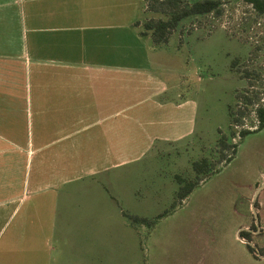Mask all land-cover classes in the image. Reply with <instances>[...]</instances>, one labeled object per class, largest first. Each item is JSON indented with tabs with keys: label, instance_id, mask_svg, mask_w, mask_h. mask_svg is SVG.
<instances>
[{
	"label": "crops",
	"instance_id": "obj_1",
	"mask_svg": "<svg viewBox=\"0 0 264 264\" xmlns=\"http://www.w3.org/2000/svg\"><path fill=\"white\" fill-rule=\"evenodd\" d=\"M146 15V0H0V264H65L59 200L193 131Z\"/></svg>",
	"mask_w": 264,
	"mask_h": 264
},
{
	"label": "rangeland",
	"instance_id": "obj_2",
	"mask_svg": "<svg viewBox=\"0 0 264 264\" xmlns=\"http://www.w3.org/2000/svg\"><path fill=\"white\" fill-rule=\"evenodd\" d=\"M221 2L220 15L187 18L157 48L169 96L194 102L193 131L157 142L110 180L100 175L103 186L89 182L60 199L53 262L264 264V127L240 136L259 127L264 102V13L248 0ZM243 94L255 102L247 106ZM230 108L237 117L244 112L231 127ZM16 121L27 129V118ZM223 135L238 143L228 162L233 149L222 148ZM204 158L208 170L197 172Z\"/></svg>",
	"mask_w": 264,
	"mask_h": 264
},
{
	"label": "trees",
	"instance_id": "obj_3",
	"mask_svg": "<svg viewBox=\"0 0 264 264\" xmlns=\"http://www.w3.org/2000/svg\"><path fill=\"white\" fill-rule=\"evenodd\" d=\"M255 10L259 13H264V0H248ZM223 11L221 0H146V12L147 15L139 22L136 23L140 26V34L142 36H150L153 42L157 45L165 44L169 41L171 34L180 27L184 20L187 18L205 15L209 13H216L220 15ZM252 73L247 70V75L251 76ZM244 103L248 106L255 102V97L250 94H243ZM259 119V127L255 130L244 129L240 131V136L243 138L247 133L256 131L264 127V102L256 109ZM240 116H235L234 112L230 108V127L241 121V117L244 115L242 111ZM219 140L222 148L230 147L233 149V154L230 155L226 161H230L237 151L238 143L230 144L227 141L225 135L221 136ZM209 161L204 158L201 162L195 163V169L197 172H207ZM196 184L199 181L195 182ZM193 186V185H192ZM192 187L190 186L187 191L190 192ZM188 192L180 193L183 196ZM134 221L140 222L141 219L137 216H132ZM240 237L251 241V232L247 230H241ZM248 248L254 251V248L247 242Z\"/></svg>",
	"mask_w": 264,
	"mask_h": 264
},
{
	"label": "water",
	"instance_id": "obj_4",
	"mask_svg": "<svg viewBox=\"0 0 264 264\" xmlns=\"http://www.w3.org/2000/svg\"><path fill=\"white\" fill-rule=\"evenodd\" d=\"M261 189H262V187L259 188L258 193H259V191H260ZM258 193H257V195H258Z\"/></svg>",
	"mask_w": 264,
	"mask_h": 264
}]
</instances>
